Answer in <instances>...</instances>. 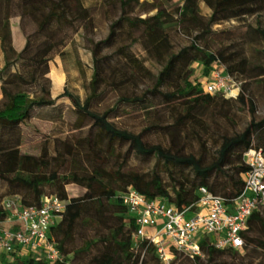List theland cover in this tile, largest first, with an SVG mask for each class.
Listing matches in <instances>:
<instances>
[{
    "label": "trees",
    "instance_id": "obj_1",
    "mask_svg": "<svg viewBox=\"0 0 264 264\" xmlns=\"http://www.w3.org/2000/svg\"><path fill=\"white\" fill-rule=\"evenodd\" d=\"M11 2L0 0V41L5 61L0 69L3 95V101H0V182L7 184L25 207H39L46 196H57L68 205L63 219L52 228L62 261L49 263L32 254L24 256L15 252L10 259L5 258L3 264H73L76 257L93 252L95 255L90 264H160L152 244L141 241L135 245V228L129 223L128 209L119 193L133 188L148 199H161L179 209L196 208L201 188L222 197L228 206L241 197L245 175L249 171L244 155L250 149L264 152V118L260 121L252 119L243 132L223 138L216 159L207 165L194 155H182L174 152L172 147L145 142L141 134L121 129L110 120L115 110L97 112L91 110V105L106 84L120 88L126 82L138 85L144 80L149 81L150 86L142 95L136 91L122 93L119 101L149 117L155 114L162 118L155 110H165V115H170L174 121L165 130L175 145L189 124L201 125L206 115L232 101L224 99L222 94L206 93L201 78H208L216 67L223 68L233 78L247 74V62L238 61V53L216 52L210 48L209 36L213 34V27L233 20L246 21L264 11V0H182L174 9L170 8L168 0H102V6L117 8L120 15L111 24L105 40L99 43L90 41L94 68L91 94L85 101L69 89L52 100L48 87L39 81L49 82L45 79L50 72L49 56L60 44L64 45V41H56L62 27L72 28L78 22L92 21V10L86 6V0H16L22 18L28 17L36 22L37 34L47 36L35 46L31 39H27L21 52H17L13 45L9 18ZM202 5L211 11L208 19L202 17ZM139 12L147 16L143 17ZM55 25L62 26L56 29ZM180 25L185 27L190 44L176 52L171 31ZM122 37L130 43H119ZM137 44L160 67L157 74L133 52ZM105 50H114L115 53L111 57H101ZM19 63L36 66L27 75L30 82L37 84L48 96L43 94L33 98L20 89L30 82L24 74L11 72ZM196 64L202 67L199 78L195 77ZM256 70L259 72L255 77L263 79L264 67ZM63 98L72 102L78 114L75 128L82 130L90 126L86 142L79 151L64 144L53 155L47 148L42 149L40 156L22 154L21 126L36 108L54 106ZM219 101L222 104L219 105ZM237 101L249 106L251 114L255 112V103L247 97V85L242 86ZM119 144H128L138 156L153 157L162 163L171 187L163 181L162 173L147 175L124 170V165L120 164ZM81 157L88 162L89 168L81 165ZM72 164L77 169L62 174V170ZM70 184L82 187L85 194L79 198L69 197L66 187ZM4 216L0 208V219ZM263 216L260 209L250 217L248 228L242 234V251L218 250L210 238L204 239L201 246L208 264L227 255L235 258L236 264H255L257 259L264 264V259L258 255L264 253V240L253 236L258 226L264 232ZM79 225L105 227L106 230L104 234L84 240L76 249L72 244ZM243 251L245 255H241ZM187 262L202 264L199 258L178 255V264Z\"/></svg>",
    "mask_w": 264,
    "mask_h": 264
},
{
    "label": "rangeland",
    "instance_id": "obj_2",
    "mask_svg": "<svg viewBox=\"0 0 264 264\" xmlns=\"http://www.w3.org/2000/svg\"><path fill=\"white\" fill-rule=\"evenodd\" d=\"M101 1L86 0V6L92 10L93 19L90 22L92 23L91 25L89 22H78L72 28L63 26L58 33L56 41H64V45L60 44L49 56L51 60L49 62L50 72L45 76V79H48L49 82L47 83L43 79L39 81L43 86L48 87L52 100L61 95L65 89H69L73 94L78 95L82 101H85L91 94L90 83L93 77L94 65L90 41L99 43L105 40L109 36L111 24L120 15L117 8L104 7L101 5ZM181 1L168 0L171 9L179 5ZM9 6L13 45L17 52H21L24 49L27 39H31L34 46L41 44L47 39V36L37 34L38 27L36 22L28 17L22 18L16 8V0H12ZM141 12L138 14H142L143 17L147 16ZM151 14H154V12ZM201 14L204 19H208L211 11L205 5H202ZM55 26L57 29L62 25H59L60 27ZM184 30L185 27L180 25L171 31L176 52L190 44V38ZM209 37L211 39L209 44L212 50L216 52L226 51L228 54L232 52L238 53V61L246 60L248 65L246 76H241L240 78L237 75L235 76L236 79H234L241 89L243 85H247V97L252 99L256 106L253 114H251L249 106H244L237 101L239 96L235 99L223 95L224 99L232 101L224 105H220L222 102L219 101L220 107H217L211 114L206 115L201 125L189 124L188 128L184 129L180 138L173 145L171 136L165 129L166 127H171L174 121L170 115H165V110L160 108L155 110L156 113L162 115V118L154 116L155 114L149 117L140 113V110L131 108L119 101L122 93L136 91L137 94L142 95L149 88V81L144 80L138 85L126 82L120 88L109 87L106 84L100 90L99 97L92 101L91 110L102 113L115 110L111 113L110 120L119 128L135 134H141L143 140L147 143L159 144L165 148L172 147L174 152L182 155H194L205 164H211L216 159V154L223 138L243 132L252 119L260 121L264 118V78L255 77L259 72L256 69L264 67V11L248 18L244 22L233 20L214 26L213 34ZM122 42L129 44L130 40H124L122 37L119 43ZM132 50L148 69L154 74L158 73L160 67L147 57L139 44L135 45ZM114 53V50H105L101 57H111ZM4 63V53L0 41V69L4 66ZM34 67L36 66L31 63H19L11 69V72L24 74L28 82H30L27 73L32 71L31 69H34ZM194 67L195 77L199 78L202 67L200 64H196ZM222 71L227 74L223 68ZM251 75L252 78H249ZM207 80L208 78L200 79L202 87L205 86ZM1 85L2 82H0V101H3ZM20 89L33 98L40 97L43 94L48 96L41 91L37 84L31 82L22 85ZM77 119L78 114L68 98L58 100L54 106L36 108L31 118L21 126L23 135L21 153L40 156L42 149L47 148L50 155H53L55 150L58 147L61 148L64 144L71 146L73 151H79L81 145L88 139L90 126L77 130L74 126ZM118 151L122 154L120 164L124 165V170H134L147 175H153L154 172L162 173L163 181L167 186L171 187V180L165 172L166 169L157 159L138 156L130 149L128 144H119ZM83 155L84 151L82 150L81 156ZM81 158L83 159V157ZM81 165L89 168L88 162L84 159ZM76 169L75 165H68L62 170V174H69V172H73ZM176 176L178 177L179 175ZM66 190L71 198L82 197L86 192L85 189L75 184L68 185ZM13 196L9 186L0 182V208L6 198ZM261 212L264 215V208L261 209ZM105 230V227L94 228L92 226L79 225L72 246L79 249L83 245L84 240L104 234ZM253 236L257 240H264V232L260 226L253 231ZM94 255V252L92 254H82L76 257L73 264H90ZM241 255H245V251L241 252ZM258 255L264 259V253ZM200 260L202 264H208L206 254ZM260 263L259 259L255 261V264ZM187 264L193 263L187 262ZM213 264H236V260L232 256L227 255L219 258Z\"/></svg>",
    "mask_w": 264,
    "mask_h": 264
},
{
    "label": "built area",
    "instance_id": "obj_3",
    "mask_svg": "<svg viewBox=\"0 0 264 264\" xmlns=\"http://www.w3.org/2000/svg\"><path fill=\"white\" fill-rule=\"evenodd\" d=\"M206 93L237 98L240 85L222 68L216 67L203 87ZM249 171L241 197L231 205L224 199L200 190V200L193 206L179 209L161 199H148L133 188L119 193L128 209V219L137 245L148 241L155 248L160 264H178V255L204 258L201 243L210 238L218 249L242 251V234L252 214L264 208V152L250 149L244 155ZM68 202L57 196H46L39 207H25L19 196L6 198L0 219V264L16 252L32 254L49 263L62 261L52 233L66 212Z\"/></svg>",
    "mask_w": 264,
    "mask_h": 264
}]
</instances>
